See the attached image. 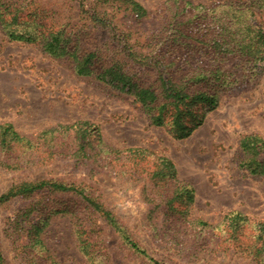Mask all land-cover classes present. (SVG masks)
<instances>
[{"label": "rangeland", "instance_id": "1", "mask_svg": "<svg viewBox=\"0 0 264 264\" xmlns=\"http://www.w3.org/2000/svg\"><path fill=\"white\" fill-rule=\"evenodd\" d=\"M39 1L50 19L63 23L77 20L71 14L78 16L80 2L88 9L92 4V0ZM136 1L149 11L170 5L179 11L185 7L180 18L187 24L181 28L190 39L203 33L198 31L200 20H185L191 13L204 15L202 21L216 27L215 22L224 23L229 3L236 7L250 4L248 0ZM112 2L98 7L107 9L109 18L116 16L115 23H124L121 20L126 16L112 13L117 8L110 6ZM69 5L77 9L71 12ZM202 5L212 9L206 13ZM253 11L251 18L247 14ZM246 12L241 19L237 15L231 37L243 43L253 39L251 44L258 45L255 35L259 30L264 34V12L258 6ZM210 27L206 41L214 33ZM260 50L258 57L263 61L255 63L246 55L222 61L238 82L221 94L218 106L189 136L179 139L172 123L154 125L134 96L76 75L68 63L42 46L10 41L0 28V126L11 123L33 142V154L25 156L21 170L4 168L8 159L0 152V195L26 180L87 186L156 260L167 264H260L254 251L245 247L253 225L264 224V174L250 171L247 163L252 154L241 146L246 136L264 139V42ZM210 57V53H193L187 59L195 64ZM79 121L90 122L95 128L89 157L81 161L70 154L65 137L50 148V134L42 135ZM54 151L59 153L52 154ZM256 159L264 161V150ZM163 160L172 167H166ZM179 185L190 189L193 199L189 202L186 195L171 208L164 201L174 196ZM236 213L248 219L247 225L240 235L233 234V239H222V229L230 225L228 217ZM45 217L49 219L39 235L41 244H34L33 225ZM103 222H98L105 229L98 242L109 247L115 263L152 264L130 251L120 235ZM82 223L92 225L89 209L75 192L41 190L31 197L16 196L0 203V246L5 264H90L78 235ZM162 231L163 240L152 236Z\"/></svg>", "mask_w": 264, "mask_h": 264}, {"label": "trees", "instance_id": "2", "mask_svg": "<svg viewBox=\"0 0 264 264\" xmlns=\"http://www.w3.org/2000/svg\"><path fill=\"white\" fill-rule=\"evenodd\" d=\"M110 1L97 0L94 3L92 0L89 5L91 9L80 2L78 16L71 14L77 20L63 23L59 19H50L39 0H0V28L10 41L42 46L48 54L68 63L76 75L97 80L121 93L134 96L148 112L154 125L172 123L179 139L189 136L203 122L205 115L218 106L221 94L232 89L238 82L237 77H233L234 74L225 69L222 61L229 60L230 56L237 60L239 55H246L255 63L263 61V57H258L262 54L260 48L264 42V34L260 30L255 35L258 36V45L254 46L251 44L253 39L245 43L234 41L231 33L237 25V15L241 19L246 11L256 6L264 12V0H248L249 5L240 4L239 7L229 3L224 23L215 22L216 27H210V24L202 21L204 15L191 13L185 20L192 23L200 20L198 31L203 32L197 39H190L187 31L181 28L186 23L180 18L185 7L179 11L170 5L149 11L136 0H113L110 6L117 5V8L112 13L126 16L125 21L121 20L124 22L121 25L113 21L116 16L109 18L111 13L98 7L100 3L110 4ZM69 8L71 12L77 9L70 5ZM209 9L212 8L202 5L204 12ZM247 15L252 18L254 11ZM214 17L216 16L213 14ZM209 27L213 28L214 33L209 37L210 41H206L205 32L212 30ZM250 27L247 26V31ZM195 41L202 44L198 45ZM193 53L200 56L210 53L211 57L204 63L191 64L187 58L192 57ZM94 130L92 123L79 121L46 130L42 135L50 134V148L62 143L65 137V144L70 142V154L81 161L89 157L87 152ZM32 143L30 138L21 135L11 123L1 125L0 152L8 159L3 163L4 168L21 170L22 160L28 153L29 156L33 154ZM241 146L252 154L247 163L250 171L263 175L264 161L257 160L256 155L264 150V139L246 136L242 139ZM56 152L58 151L52 154ZM62 153L63 151L60 152ZM163 163L168 168L172 167L166 160ZM41 190L50 193L75 192L81 196L82 202L89 209L92 225L80 224L78 235L81 248L90 264H117L114 256L108 254L109 247L101 246L98 242L99 237L105 233L103 225L98 224L100 219L105 222L106 227H111L120 235L130 251L152 264H167L151 257L87 186L79 188L74 184L47 179L26 180L1 194L0 203H7L16 196L31 197ZM185 196L189 202L192 201V191L179 185L174 196L164 202L172 208L175 201L184 200L182 198ZM153 211L150 213L153 214ZM48 219L45 217L42 222L33 225L36 237L31 242L34 244H41L39 235ZM228 220L230 225L222 229L224 235L221 238L231 240L234 238L233 234H241L240 230L247 225L248 219L241 213H236L229 216ZM162 232L152 236H159L163 240L165 232ZM247 241L245 249L254 251L258 263L264 264V224H254L253 233L248 236ZM0 264H5L1 246Z\"/></svg>", "mask_w": 264, "mask_h": 264}]
</instances>
